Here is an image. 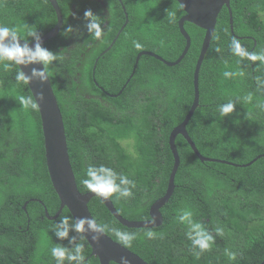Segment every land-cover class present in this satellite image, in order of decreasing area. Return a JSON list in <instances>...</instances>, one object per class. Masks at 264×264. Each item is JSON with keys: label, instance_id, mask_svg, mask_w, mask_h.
I'll return each mask as SVG.
<instances>
[{"label": "trees", "instance_id": "obj_1", "mask_svg": "<svg viewBox=\"0 0 264 264\" xmlns=\"http://www.w3.org/2000/svg\"><path fill=\"white\" fill-rule=\"evenodd\" d=\"M56 1L62 26L41 46L57 54L45 70L62 115L78 190L88 191L81 181L89 165L113 168L135 182L131 197H109L116 211L128 220H146L150 205L167 186L173 164L168 136L192 102L193 69L204 31L185 22L190 46L179 63L167 66L141 55L130 76L140 51L154 52L166 61L176 60L182 52L185 40L177 21L184 12L177 1ZM229 7L232 32L224 6L199 69L198 106L186 131L202 156L235 165L199 160L177 135L179 164L173 192L160 208L159 226L125 227L98 197L88 202L99 223L136 234L126 248L148 264H259L264 257V109L257 107L258 101L264 102V88L258 85V78L264 79V64L241 61L229 48L236 38L249 52L264 51V0H230ZM89 9L103 28L99 39L85 28L84 12ZM125 12L124 28L101 54L125 22ZM55 23L48 0H0V24L15 27L28 42L33 41L27 37L29 30L41 36ZM69 26L73 31L65 33ZM134 41L141 47L136 48ZM17 71L16 66L5 69L0 64V264H55L51 247L70 245L57 240L51 229L60 217L71 215L65 207L53 220L44 214L45 208L54 215L59 199L45 164L39 113L20 103L19 97L32 95L27 84L15 79ZM225 72L232 75L226 77ZM125 82L120 94H107H117ZM229 101L234 102V111L220 116L219 105ZM258 155L250 165L240 166ZM183 209L214 235L211 249L198 257L178 219ZM216 228L223 234L216 235ZM149 229L163 233V238H145ZM105 233L120 243L111 231ZM77 243L84 245L85 264H99L86 240ZM226 249L236 254L235 259H229Z\"/></svg>", "mask_w": 264, "mask_h": 264}, {"label": "water", "instance_id": "obj_2", "mask_svg": "<svg viewBox=\"0 0 264 264\" xmlns=\"http://www.w3.org/2000/svg\"><path fill=\"white\" fill-rule=\"evenodd\" d=\"M51 4L55 15H56V23L54 26L48 30L46 33L40 36V42L43 43L51 37H54L59 32L62 26V14L58 3L56 0H48ZM177 3L180 5L181 9L183 10L184 14L179 18L177 21V26L179 29L180 34L185 40V45L182 49V52L174 61H166L159 55L155 54L154 52H150L147 50L140 51L137 53L134 65L132 68V72L130 76L133 74L139 57L141 55H149L154 57L155 59L163 62L167 66L176 65L181 61V59L186 54L189 46H190V37L186 30L183 27L185 22L191 23L204 31V35L202 38L200 50L198 57L196 59L193 75H192V85H193V99L190 104V107L181 120V122L173 127L168 136V146L173 158V164L170 171V174L167 179V186L165 192L157 198L149 207L148 214L149 218L146 220H128L122 217L115 209L112 201L110 198H107L103 202L99 198V200L103 203L105 208L110 212V214L123 226L128 228H151L157 227L162 223V215L160 212V208L168 201L170 198L173 189H174V176L177 170V166L179 164V156L174 144L175 138L177 135H181L186 143L189 145L190 149L193 153L198 157L201 161H218L223 163H228L231 165H235L234 163H230L224 160H217L213 158H207L202 156L197 148L195 147L194 143L190 139L187 131H186V124L188 123L190 117L192 116L194 110L198 106L199 100V90H198V73L206 53V50L209 46L211 37L214 32L215 24L217 16L222 9V7H226L228 10L229 15V25L230 30L232 32V16L231 10L229 7L230 0H176ZM125 14V22L118 30L117 34L112 39L111 43L104 49L102 53L106 52L114 43L116 38L118 37L119 33L124 28L127 22V14ZM24 41L21 40V44L23 45ZM35 41L28 42L29 47L33 46ZM97 61V58L95 62ZM95 66V65H94ZM21 69L25 72V74H30L32 68H41L42 65L40 64H33L27 67L20 66ZM94 70V67H93ZM46 71V70H45ZM48 76V75H47ZM128 81V79H127ZM126 81V82H127ZM126 82L123 84L121 89L118 91L117 94H109V96L115 97L122 89L125 87ZM98 86V84L96 83ZM27 87L35 100L37 93H43L44 100L41 102L37 99L39 107L37 108L40 122H41V131L43 137V147H44V156H45V164L48 172V176L51 182V185L59 199V207L54 215H49L47 210L44 208V214L49 220H53L59 216L62 209L65 207L70 215L73 218H81V217H92L89 209H88V202L92 197H97L96 194L91 193L89 191L85 193H81L78 190L75 176L70 164L65 131H64V124L62 115L54 95L49 77L44 83H40L38 80H33L30 84H27ZM101 90L102 88L98 86ZM261 155H258L251 161L244 163L240 166H248L253 163L257 158ZM31 201H37L42 204L40 200L37 199H30ZM28 201H26L22 208L25 210V206ZM154 218V223H150ZM90 249V255L95 256L98 259L99 264H110V262L118 264L119 258L121 256H126L130 262V264H148L143 258H141L138 254L132 252L128 248L124 247L120 243L114 241L110 238L105 232L101 235L99 241H91L89 237L86 240ZM259 264H264V257Z\"/></svg>", "mask_w": 264, "mask_h": 264}, {"label": "clouds", "instance_id": "obj_3", "mask_svg": "<svg viewBox=\"0 0 264 264\" xmlns=\"http://www.w3.org/2000/svg\"><path fill=\"white\" fill-rule=\"evenodd\" d=\"M84 19L86 21L85 28L88 33L93 34L97 39L103 35V28L101 26L99 17L93 14L89 9L84 12ZM71 26L65 28L64 32H72ZM27 37H31L35 43L29 47L28 39H21L18 31L15 27H9L7 25L0 24V64L5 69L12 66H16L18 71L15 79L18 82L24 84H30L33 80H38L40 83H44L48 76L45 71V66L52 64L57 59V54L41 46L40 35L37 30H29ZM21 40L24 41L23 45ZM136 48H140L141 44L133 42ZM230 51L233 55L240 58L241 61H260L264 64V51L261 53L249 52L244 48L241 43L232 38L229 45ZM215 51L219 52L220 49L216 48ZM33 64L42 65L41 68H32L30 74H25L20 66L27 67ZM241 76L244 73H239ZM226 77L231 76L232 73L225 72ZM258 85L264 88V79L258 78ZM44 100L43 93H37L35 100L32 96L19 97L20 103L25 108H31L33 110L39 107L37 102ZM246 99H251L249 94ZM257 107L264 109V102L257 103ZM235 109L233 101H229L225 104L219 105V115L224 117L231 114ZM86 178L81 181L83 186L91 193L96 194L98 198L103 202L114 194L117 198H128L133 195L132 189L135 187V182L129 179L128 176L117 173L113 168L105 166L103 164L99 166L89 165L85 172ZM179 222L186 226L185 236L191 242V246L196 251L197 257L205 251L211 249L214 243V235L208 229H206L201 223L193 220V213L188 209H183L178 217ZM150 223H154V218ZM52 233L59 241H68L69 246H65L61 243H57L51 247L50 252L52 258L55 260V264H85L86 257L83 255L84 245L77 243V240L99 241L101 235L105 231H111L114 236L125 247H131L132 242L136 239V234L122 231L116 228H111L107 224L99 223L93 217H81L73 218L72 216L60 217L52 226ZM70 232L75 233L70 237ZM216 235H222L223 230L220 228L215 229ZM147 239L163 238V233L157 234L152 230H146L143 233ZM229 259H235V253L229 250H225ZM118 264H130L126 256L119 258Z\"/></svg>", "mask_w": 264, "mask_h": 264}, {"label": "flooded vegetation", "instance_id": "obj_4", "mask_svg": "<svg viewBox=\"0 0 264 264\" xmlns=\"http://www.w3.org/2000/svg\"><path fill=\"white\" fill-rule=\"evenodd\" d=\"M215 198V197H214ZM218 199V198H217ZM215 202V206L216 205H220L221 207H223V204H217V201H214ZM224 209H225V207H224ZM228 214H230V213H228Z\"/></svg>", "mask_w": 264, "mask_h": 264}]
</instances>
